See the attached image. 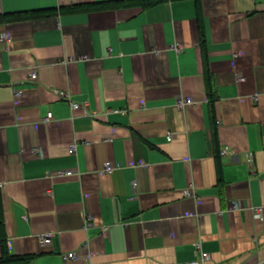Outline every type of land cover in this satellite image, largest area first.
Wrapping results in <instances>:
<instances>
[{
	"label": "crops",
	"instance_id": "1",
	"mask_svg": "<svg viewBox=\"0 0 264 264\" xmlns=\"http://www.w3.org/2000/svg\"><path fill=\"white\" fill-rule=\"evenodd\" d=\"M117 1L0 0V257L264 264V0Z\"/></svg>",
	"mask_w": 264,
	"mask_h": 264
},
{
	"label": "built area",
	"instance_id": "2",
	"mask_svg": "<svg viewBox=\"0 0 264 264\" xmlns=\"http://www.w3.org/2000/svg\"><path fill=\"white\" fill-rule=\"evenodd\" d=\"M36 66H31L27 69V76L30 80L32 81H36L37 80V70H36ZM56 94L59 98L66 100L69 102L71 109H83L85 114L89 115V112L87 111V102H74L71 100V96L68 92H64V91H56ZM19 94L18 92L15 93V97H17ZM193 103V100L191 98H184V97H179L177 98L176 102H175V106L179 109H183L188 105H191ZM172 138V134H167V140L170 141ZM75 149H76V144L75 143H71L68 147V152L69 154H74L75 153ZM221 154L225 155V154H229L231 153V150L224 147L222 148ZM117 168L116 164H113L111 162H105L104 166H103V172L110 174L112 173L115 169ZM66 175H70V172H66ZM133 186H135V184L133 183ZM182 195L184 197H191L194 196L193 192H191V190L189 188H185L184 190H182ZM232 209L233 210H237L239 209L238 204L233 203L232 205ZM91 220L90 216H86L85 218V224L88 225V222ZM105 231V229H103V232ZM51 236L52 234L50 233H44V234H40L38 236V240L41 246H48L51 242ZM196 247L198 248V252H199V257L195 260L189 261V262H182V263H172V264H209L210 261V255L207 252L201 251L200 247L198 244H196ZM78 258V254L76 252H68L67 254L63 255V259L64 260H75Z\"/></svg>",
	"mask_w": 264,
	"mask_h": 264
},
{
	"label": "trees",
	"instance_id": "3",
	"mask_svg": "<svg viewBox=\"0 0 264 264\" xmlns=\"http://www.w3.org/2000/svg\"><path fill=\"white\" fill-rule=\"evenodd\" d=\"M169 1V0H124V1H117L115 5L117 6H140L141 8L145 9L159 3ZM3 18V17H1ZM31 257H14L10 256L6 252L2 254L0 257V264H13L18 262H25L30 260Z\"/></svg>",
	"mask_w": 264,
	"mask_h": 264
}]
</instances>
